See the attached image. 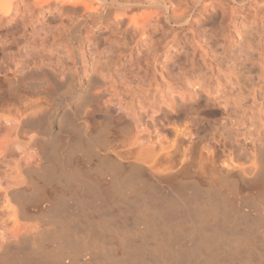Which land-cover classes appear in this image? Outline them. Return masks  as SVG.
Here are the masks:
<instances>
[{"label": "bare ground", "instance_id": "bare-ground-1", "mask_svg": "<svg viewBox=\"0 0 264 264\" xmlns=\"http://www.w3.org/2000/svg\"><path fill=\"white\" fill-rule=\"evenodd\" d=\"M209 1L66 0L83 6L94 25L113 16L117 27L92 62L83 46H96L90 32L77 42L65 29L35 28L22 43L20 33L4 30L0 264H264L258 97L237 106L240 123L253 130L251 154L235 156L233 121L208 132L190 116L198 100L188 73L164 77L155 89L149 80L161 49L177 48L175 28L192 38L208 34L200 18ZM24 5L34 15L49 0H0V23ZM197 9L200 28H192ZM165 26L171 38L161 36ZM135 50L139 72L119 70ZM244 52L252 53L250 45ZM232 66L228 81H235ZM63 87L74 101L65 103Z\"/></svg>", "mask_w": 264, "mask_h": 264}, {"label": "rangeland", "instance_id": "rangeland-1", "mask_svg": "<svg viewBox=\"0 0 264 264\" xmlns=\"http://www.w3.org/2000/svg\"><path fill=\"white\" fill-rule=\"evenodd\" d=\"M65 1L66 0H49V6H46L43 12L38 11L34 15H28V12L25 13L27 11V6L24 5L19 11H15L8 18L7 22L0 23V37L5 35V29L11 28L15 32L20 33L18 34L19 41L22 43L24 41V43H26V40L28 42V39L32 36L31 31L35 28V30L38 28L48 29L49 31L52 30L51 32L59 31L58 29H60V31L61 29H65L67 33L70 35L72 34L74 39L78 42L84 37V35L90 32V37L95 41L96 46L89 47V43H86V41L83 46L87 45L86 49L91 51L86 53V57L92 62V60L98 57L99 51L102 50L100 47H102L104 42L108 39L111 30L117 27L114 26L115 21L113 16H110L109 18L106 17L107 19H102L98 25H94L92 21L90 22L83 19L86 17L85 15L89 14L85 9L83 10V6L78 5L77 7H74L76 5L71 6V4H67L66 6L64 5ZM178 1L180 2V0ZM207 1L208 0H206V2ZM221 1L222 4H219ZM224 1L210 0V3H207L209 10L206 11L204 17L202 16L200 19H202L203 22L206 20L207 24L210 25L208 34L201 33L196 38H192L187 32V28H175L177 37H179L177 38L178 41L176 43L177 48L170 47L169 50L171 51L168 53H165L164 50L161 49L154 66H151L149 80L154 82L155 89L159 87L160 81H162L164 77L177 78L179 75V77H181L183 74L186 75L188 73L187 79H193V82L196 83L194 90L196 91V100H198L199 103H196L194 106L197 108V112L194 109L193 113L188 115L192 118L194 117V119L196 118L197 120H194L196 123L199 125L202 124L201 127H204V129L207 126L211 129L210 131H212V128H219L221 126L220 123L223 124L224 121H233L236 125V133L234 137L235 141H237L233 150L235 151V156H244L250 155L252 151V139L250 138L249 133L253 128L250 126L251 123L246 120H244L245 125L240 123L238 116H241V108L246 105L251 107L252 97L256 95L258 97L257 103L261 104L264 109V0H239L234 5L232 3L228 5L229 2L226 0V4V1ZM195 11L194 15L197 13L198 16L193 15L192 17L194 18L191 17L192 28L195 27V24L200 28V25H197L196 20L199 16L201 17L199 13L202 9H197ZM154 25L151 28H156ZM165 27L166 29L161 36L170 35L172 37V28H168V26ZM96 28L108 29L103 30L101 35ZM120 28H127V26L125 25L124 27L123 25V27ZM79 30L81 31L80 34L78 33ZM85 30H87V32ZM130 35L131 34L127 37V41L130 44L135 45L133 41L130 40ZM187 37L189 38L188 40ZM2 45L3 44H0V64L4 59V51L2 50L6 47L5 45ZM164 45L165 44H162V47ZM249 45L252 52L250 55L245 54L244 52L245 48ZM95 47L100 48V50L96 52L94 49ZM137 54L138 51L135 50L134 60L132 62L128 61V59L121 60L118 63V69L127 73L133 71L139 72L135 66ZM245 55L246 57H244ZM247 55L250 56V58L247 57ZM142 64H145L143 59ZM175 64H177V67H174ZM228 64L230 67H233L232 65L235 67L236 76L233 79L235 81H228L230 78V75H228ZM226 70L228 73L227 76ZM169 73H171L170 76H168ZM218 77L221 79L219 80ZM155 79L158 80L156 81ZM2 82V76L0 75V89L3 88ZM66 89L65 87L60 89L61 92L66 94H62L59 91L62 95H65V103L74 101L73 90L67 89V91ZM221 91L230 95L233 100L227 99L226 102L221 97ZM245 96L248 97L245 98ZM235 97H237L236 100L239 99L236 103ZM237 106H241V110ZM233 107L236 112L233 111ZM239 110L240 112H237ZM208 128L206 130L209 132ZM214 131L213 133H215ZM246 165H249V162H247ZM204 175L208 177L207 174H201L198 175V178L201 181H206ZM263 203L264 200L261 203V212L264 216ZM262 230L264 234V224Z\"/></svg>", "mask_w": 264, "mask_h": 264}]
</instances>
